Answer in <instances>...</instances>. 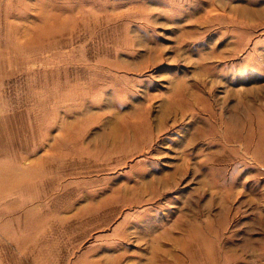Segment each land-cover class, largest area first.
Masks as SVG:
<instances>
[{"label":"rangeland","instance_id":"rangeland-1","mask_svg":"<svg viewBox=\"0 0 264 264\" xmlns=\"http://www.w3.org/2000/svg\"><path fill=\"white\" fill-rule=\"evenodd\" d=\"M0 264H264V0H0Z\"/></svg>","mask_w":264,"mask_h":264}]
</instances>
